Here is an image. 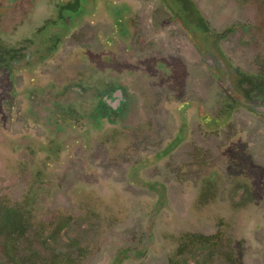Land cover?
I'll list each match as a JSON object with an SVG mask.
<instances>
[{
  "label": "rangeland",
  "instance_id": "obj_1",
  "mask_svg": "<svg viewBox=\"0 0 264 264\" xmlns=\"http://www.w3.org/2000/svg\"><path fill=\"white\" fill-rule=\"evenodd\" d=\"M71 1L0 0V226L26 228L0 264H264V0H192L200 51L145 1Z\"/></svg>",
  "mask_w": 264,
  "mask_h": 264
},
{
  "label": "flooded vegetation",
  "instance_id": "obj_2",
  "mask_svg": "<svg viewBox=\"0 0 264 264\" xmlns=\"http://www.w3.org/2000/svg\"><path fill=\"white\" fill-rule=\"evenodd\" d=\"M74 1L65 3L63 5V7L60 10H58L57 14L59 15V18L61 21L65 22V21L71 20L74 17V15L78 12L77 10L80 7L79 6L80 3L78 4V6L74 10H72V8L69 7V5L71 3H73ZM87 1H89V0H86V2ZM218 1L220 2V0H218ZM142 2H144V4L140 3L139 7L143 10H147V9L151 8L150 10H152L153 13H155V11H156L155 9H157V11H160L161 8H163L165 11V13H164V19L165 20L163 19V22L165 21L168 24L162 23V25H167L169 27L174 26V27L178 28L179 30L183 31V33L188 34V39H189V42L191 43V46L193 47V49L196 50V48H197L200 51V49L197 47L198 39H200V37H201L200 34H205L208 32V28L206 26L205 19H203L202 15H201L200 8L196 7L193 4L192 0H142ZM149 2L153 3L151 7L147 6V4ZM123 3H126L127 6H124V7L128 8V6L130 4V0H103V1H100V2H98V5L96 6V10L94 11V16H96L98 14H102V15H105L107 18L113 17V19H116L114 24H116L117 22H121L119 19L120 18L122 19V14L118 15V14H116V12L120 11L119 7ZM157 4H160V5L158 6ZM87 7H88V5L85 4V8H87ZM213 8L215 9L214 6H213ZM97 11L99 13H97ZM157 11H156L154 17L158 16ZM66 13H68L69 15L64 16L63 14H66ZM212 22H214V21H212ZM60 42L61 41H57L55 44L58 45V44H60ZM204 55H206V54L204 53L202 57H203V60L206 61L207 59H205ZM209 64H210V62H209ZM212 67L216 68L217 65L212 66ZM262 111H264V108L262 109ZM7 137H10L9 134L6 135V134L0 133V142L1 141L5 142V138H7ZM12 138H13V136L10 137L11 140H12ZM16 139H18V138L13 139L14 144H16L13 146L16 149L17 154L19 151H25L27 159H32L34 153H33V150L27 148L28 140L25 139L26 145H24V147L21 148L20 146L25 144L24 139L21 138L18 141ZM19 158H20V156H19ZM27 159L26 160L20 159V162L16 164L15 172H13L14 175L17 174V171L19 170V168L21 166L26 165ZM69 221H70V219L68 217H64V223L56 230V233H59L63 228H65L66 225L68 226ZM77 248H78V246H77ZM51 260H52V258H51ZM25 261L29 263L28 260H25ZM170 262H171V259L169 260V263Z\"/></svg>",
  "mask_w": 264,
  "mask_h": 264
},
{
  "label": "trees",
  "instance_id": "obj_3",
  "mask_svg": "<svg viewBox=\"0 0 264 264\" xmlns=\"http://www.w3.org/2000/svg\"><path fill=\"white\" fill-rule=\"evenodd\" d=\"M79 4L78 0H75L73 3L69 5V7L74 10ZM12 209H7L4 207L2 209V212L15 216L13 220L9 219L5 214H2V224L0 226V236L3 235L4 241L0 242V246L2 249H5V252H11L13 248V243L15 241H19V237H16V231L20 228L19 232H22L20 234V237L23 236V232H25V229H22V224L25 221L24 215L18 214V213H10ZM15 233V234H14ZM14 234V235H13ZM210 241L209 237H205L202 235H196L195 236H190L188 235L185 236L184 240L182 241L181 245L176 249V252L178 255H183L187 254L189 252H195L199 251V248L204 249L207 246V242ZM192 244H196V247H192ZM19 260L16 262V264H31L30 262H26L24 258H20L18 254ZM51 264H55V258L52 257V260L50 261ZM174 264V258H171V263Z\"/></svg>",
  "mask_w": 264,
  "mask_h": 264
}]
</instances>
